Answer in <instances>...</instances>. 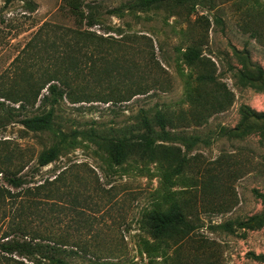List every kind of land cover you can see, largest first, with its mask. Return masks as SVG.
<instances>
[{"label": "rangeland", "instance_id": "obj_1", "mask_svg": "<svg viewBox=\"0 0 264 264\" xmlns=\"http://www.w3.org/2000/svg\"><path fill=\"white\" fill-rule=\"evenodd\" d=\"M81 1L97 8L89 30L109 49L74 54L72 89L92 101L58 98L51 102L52 129L29 131L19 121L50 105L38 99L20 111L0 99L7 107L0 111L1 169L23 179L13 189L0 174L15 196L0 209V243L60 241L69 264H264L257 258L264 256V121L242 120L244 109L264 112V0H213L194 10ZM85 28L63 0H0V94L20 91L21 74L50 70L51 43L63 31ZM156 112L173 118L174 133L198 141L164 144L157 161L120 163L82 137L60 142V132L127 133ZM56 145L57 158L39 167L38 156ZM40 185L52 197L33 205L23 190ZM173 202L194 224L178 248L154 239L144 222ZM0 264L51 263L0 249Z\"/></svg>", "mask_w": 264, "mask_h": 264}, {"label": "trees", "instance_id": "obj_2", "mask_svg": "<svg viewBox=\"0 0 264 264\" xmlns=\"http://www.w3.org/2000/svg\"><path fill=\"white\" fill-rule=\"evenodd\" d=\"M14 0H4L8 4ZM213 0H136L127 5H124L126 10H150L156 7L170 5L173 8H189L194 10L197 5L204 2L212 3ZM65 6L69 9L71 16L84 30L63 31L60 33L59 43L52 42L48 58L51 60L50 70L45 69L37 75L21 74L20 91H6L0 94V99L18 104L20 111L26 107H33L38 99L40 104H49L48 111L35 115L33 117H25L19 123L29 131H49L53 126V106L51 102L58 98H65L70 103L76 104L80 102L92 101L88 95L76 93L72 88L73 82L77 78V59L75 53L87 51L90 46L96 47V52L99 54H109V49H103V45L99 41H103L105 37L97 35L89 29L97 25V8L94 5L83 3L81 0H63ZM33 10L32 7H29ZM120 8L108 11V15H113ZM96 41L98 43L96 44ZM113 48V47H111ZM59 49L61 50L59 52ZM110 52V51H109ZM87 53V52H86ZM197 52H193L192 60L198 59ZM71 73H69V72ZM200 81L212 82L213 79L209 76L200 75ZM45 90L46 94H42ZM4 101H0V111L6 110ZM108 100H105L107 102ZM13 110V109H12ZM242 120L249 119L255 121H264V112H255L250 109L242 111ZM175 123L172 117L164 112H156L152 118L142 116L136 130L123 131L120 134L105 133L88 129L83 131H74L70 135L62 132L59 133L60 142H66L67 138L82 137L85 140L94 144L98 149L106 152L114 163H120L129 158H138L150 162L157 161L166 154L168 143L179 141L189 143L191 145L198 141L197 137L184 138L174 133ZM115 132V131H113ZM119 132V131H118ZM165 144V145H164ZM58 156V145L52 146L47 151L38 156L37 164L39 167H44L52 163ZM0 155V174H3V181L13 189H19L23 185V179L17 177L16 174L5 173L1 169ZM6 162L10 163V157H4ZM25 165H22V169ZM36 186L23 190L25 198L31 204L36 205L37 202L47 201L52 195L45 193L42 195L43 187ZM43 197H40V196ZM15 196L10 191L0 184V209L4 201L12 200ZM264 197V196H263ZM37 200V201H36ZM145 224L154 239L169 240L178 248L182 241H185L194 230V224L187 219L184 210L180 203L173 202L169 209L165 211L154 210L145 217ZM243 224V223H242ZM9 235L3 237L8 238ZM28 235H24L26 237ZM39 236H32L28 241L5 240L0 243V249L5 254H16L21 257L39 256L48 260L51 264H69L66 260L60 257V254L66 252L62 249L64 244L60 241H51L50 244H41L35 242ZM47 240V239H46ZM76 254L74 251H69ZM264 262V256H257Z\"/></svg>", "mask_w": 264, "mask_h": 264}]
</instances>
